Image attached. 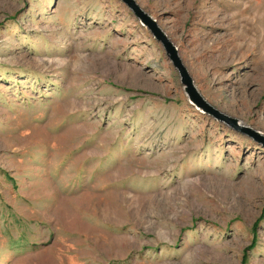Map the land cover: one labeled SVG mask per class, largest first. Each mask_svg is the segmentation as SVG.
<instances>
[{
    "label": "rangeland",
    "instance_id": "374dc122",
    "mask_svg": "<svg viewBox=\"0 0 264 264\" xmlns=\"http://www.w3.org/2000/svg\"><path fill=\"white\" fill-rule=\"evenodd\" d=\"M134 1L264 136V0ZM0 264H264V144L123 0H0Z\"/></svg>",
    "mask_w": 264,
    "mask_h": 264
},
{
    "label": "water",
    "instance_id": "95a60500",
    "mask_svg": "<svg viewBox=\"0 0 264 264\" xmlns=\"http://www.w3.org/2000/svg\"><path fill=\"white\" fill-rule=\"evenodd\" d=\"M130 9L135 13V15L141 20V22L149 29L154 38L159 41L163 48L165 49L169 59L173 63L175 69L178 71L181 83L184 85V91L186 92L188 99L197 107L202 109L205 113L214 117L217 120L228 123L230 126L235 129L240 130L251 136L252 138H256L257 141L264 144V136L260 135L257 131L250 129L248 127H243L238 124V120L236 118L230 117L219 110L215 109L212 105H210L198 92L196 89L191 76L189 75L186 67L183 65L181 59L178 56L176 47L169 40L167 35L162 31V29L157 25L156 21L148 15L145 11H143L134 0H123Z\"/></svg>",
    "mask_w": 264,
    "mask_h": 264
}]
</instances>
